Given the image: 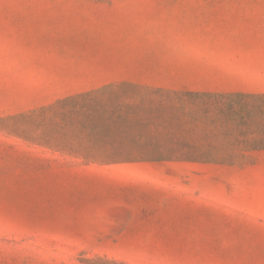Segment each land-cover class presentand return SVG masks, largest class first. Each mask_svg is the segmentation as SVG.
<instances>
[{"label": "rangeland", "instance_id": "1", "mask_svg": "<svg viewBox=\"0 0 264 264\" xmlns=\"http://www.w3.org/2000/svg\"><path fill=\"white\" fill-rule=\"evenodd\" d=\"M0 264H264V0H0Z\"/></svg>", "mask_w": 264, "mask_h": 264}, {"label": "trees", "instance_id": "2", "mask_svg": "<svg viewBox=\"0 0 264 264\" xmlns=\"http://www.w3.org/2000/svg\"><path fill=\"white\" fill-rule=\"evenodd\" d=\"M237 117H239L241 120H244V121H246V120L249 119L248 116L245 115V113H243L242 110H240V111L237 113ZM191 156L196 157V158H206V157H200L199 155L196 156L195 154H193V155H191Z\"/></svg>", "mask_w": 264, "mask_h": 264}]
</instances>
